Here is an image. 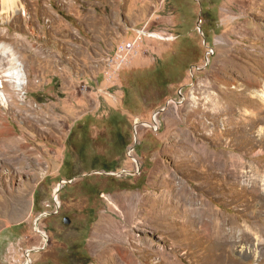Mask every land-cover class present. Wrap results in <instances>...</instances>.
Returning a JSON list of instances; mask_svg holds the SVG:
<instances>
[{"label":"rangeland","instance_id":"1","mask_svg":"<svg viewBox=\"0 0 264 264\" xmlns=\"http://www.w3.org/2000/svg\"><path fill=\"white\" fill-rule=\"evenodd\" d=\"M214 6L204 43L164 0L0 5V264H264V0Z\"/></svg>","mask_w":264,"mask_h":264},{"label":"flooded vegetation","instance_id":"2","mask_svg":"<svg viewBox=\"0 0 264 264\" xmlns=\"http://www.w3.org/2000/svg\"><path fill=\"white\" fill-rule=\"evenodd\" d=\"M171 9L175 19V39L186 41L189 31H195L202 39H205L211 32L217 29L216 13L214 12L216 0H164ZM213 9V10H211ZM200 29L197 30L196 26ZM174 39V40H175Z\"/></svg>","mask_w":264,"mask_h":264},{"label":"bare ground","instance_id":"3","mask_svg":"<svg viewBox=\"0 0 264 264\" xmlns=\"http://www.w3.org/2000/svg\"><path fill=\"white\" fill-rule=\"evenodd\" d=\"M18 0H0V5H2V12L1 13H3V14H5V15H9V13L10 12H14V7H15V3L17 2ZM19 71H20V69L18 70V69H14L13 70V72H12V77L15 79V80H17V82H16V84H17V89L18 90H21L20 89V87H21V81L19 80L20 79V74H19ZM260 97H264V94L262 93L261 94V96ZM228 98V97H227ZM264 100V99H263ZM229 101V100H228ZM239 101V100H238ZM218 103L219 102H217V103H215L214 105L216 106V107H218L219 105H218ZM235 103V102H234ZM236 104V103H235ZM224 112H228V109L227 110H225ZM231 112H233V111H231ZM235 112V111H234ZM221 114H223V110H221ZM231 114V113H230ZM239 114H240V112H239ZM244 117V116H243ZM2 124V123H1ZM11 134V133H10ZM2 135H3V133H2ZM7 136V135H6ZM10 136V135H9ZM2 137V136H1ZM4 137V136H3ZM3 140V142L4 143H6L5 145L7 146H4V150H3V155H5V154H9V153H14V152H16V147H14L13 145H14V143H17L16 141H14L13 139H2ZM9 140H11V141H9ZM0 142H1V140H0ZM1 144V143H0ZM4 145V144H3ZM19 145H21L20 143H19ZM20 148H22V146L20 147ZM0 155H2L1 153H0ZM221 175H223L224 176V178H226V179H228L229 180V182H230V184L233 186V188L234 189H236L237 187H239V180H240V178H239V174H238V171H237V167H236V165H234V169L233 170H229L228 169V167H226V168H224L223 170H222V172L220 173ZM242 190L239 188V190L237 191V194L234 196V197H236L237 199L239 198V197H241L242 196ZM174 194V193H173ZM180 194V193H179ZM177 195V196H180V195ZM177 196H176V198H177ZM184 196H186V194H184ZM56 197V196H55ZM171 198V197H170ZM167 200L168 201H170L169 200V198H167ZM171 200H172V198H171ZM181 200V199H180ZM178 201V200H177ZM184 202V201H183ZM171 203H172V201L170 202V204H167L166 206H170L171 205ZM183 204V203H182ZM173 205V204H172ZM175 205H176V203H175ZM188 205V204H187ZM178 206H179V204H178ZM176 207V206H175ZM177 208V207H176ZM185 208V207H184ZM175 211V210H174ZM173 211V212H174ZM209 216V215H208ZM178 217V216H177ZM191 217V216H190ZM209 218V217H208ZM205 224V220L204 219H202V225H204ZM120 232V231H119ZM122 232V231H121ZM206 233L208 234V233H211V229H210V227L209 226H207V231H206ZM103 238V237H102ZM108 239V238H107ZM111 243V242H110ZM121 255V254H120Z\"/></svg>","mask_w":264,"mask_h":264},{"label":"trees","instance_id":"4","mask_svg":"<svg viewBox=\"0 0 264 264\" xmlns=\"http://www.w3.org/2000/svg\"><path fill=\"white\" fill-rule=\"evenodd\" d=\"M74 134V131H72L70 133V135L68 136L67 138V148L69 147L70 145V140H72V136ZM115 135V140L113 141L114 142V145H113V149L115 151V153L118 155V156H121L124 154L125 152V149L126 147L131 143V142H122L121 141V138L119 137V133L118 131L114 133ZM68 159L66 158L65 160V165L68 163ZM113 163V162H111ZM118 168L117 164L114 163L112 164L111 166H107V165H104L101 163V159L97 158V159H91L90 162H89V166L86 170L84 171H104V172H111V171H115L116 169ZM75 175V174H74ZM74 175H71V174H67V175H64L65 178L67 180H71L72 178H74L75 176ZM61 191V190H60ZM37 196H38V192L36 191L34 193V209L36 212H38L39 214L43 213L41 210L38 209V200H37ZM80 249H76L75 251L72 249L70 250V254H71V257L74 255V257L77 259V260H81L82 258V254H79L80 252H78ZM76 253V254H75ZM78 253V254H77ZM66 264H71L70 261L69 262H66Z\"/></svg>","mask_w":264,"mask_h":264},{"label":"water","instance_id":"5","mask_svg":"<svg viewBox=\"0 0 264 264\" xmlns=\"http://www.w3.org/2000/svg\"><path fill=\"white\" fill-rule=\"evenodd\" d=\"M60 187H61V185L58 186L57 190L55 191V195H56L57 192H59ZM64 223L68 224L69 223V219L68 218H64Z\"/></svg>","mask_w":264,"mask_h":264}]
</instances>
